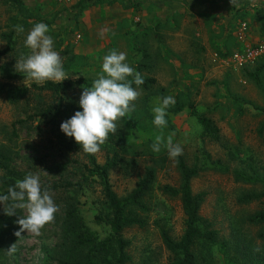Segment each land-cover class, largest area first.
I'll return each instance as SVG.
<instances>
[{
  "label": "rangeland",
  "instance_id": "rangeland-1",
  "mask_svg": "<svg viewBox=\"0 0 264 264\" xmlns=\"http://www.w3.org/2000/svg\"><path fill=\"white\" fill-rule=\"evenodd\" d=\"M162 1L163 8L159 0H0V50L5 45L3 34L10 32L12 40L10 50L0 57V66L20 75L8 80L0 74V164L19 172L22 180L29 173L38 175L43 189L77 182L73 168L85 163L82 149H73L66 154L72 160L67 170L60 176L49 173L47 166L59 161L61 155L40 120L32 122L41 127L40 133L14 125L11 134L12 124L29 112L21 101L10 104L5 96L14 88L41 85L15 70L16 61L31 54L25 40L35 24L48 26L46 35L61 54L63 69L69 75L66 80L72 82L68 97L76 112L82 111L79 99L83 88H91L102 73L103 58L113 50L124 52L125 62L134 72L142 78L152 77L155 82L146 88L133 86L140 92L132 102L135 111L117 122L115 135L110 133L111 138L108 136L92 156L98 164L116 158L117 163L107 172V181L118 197L132 190L145 168L154 170V182L143 199L147 209H134L143 226L122 231V237L129 242L126 264H170L172 255L161 242L160 230L172 239L183 231L184 215L178 198L160 191L162 186L177 187L180 183L178 157L169 158L163 144L158 153L152 151L151 145L161 131L165 138L175 134L173 144L183 150L179 157L187 167L197 169L189 187L193 194L203 193L198 215L229 246L220 241L208 244L198 240L193 246L197 264H244L231 249L241 239L243 245L249 243L257 250V256L249 252L258 262L264 250V238L259 237L264 224L249 222L247 217L264 210V69L254 71L250 65L229 71L213 65L205 55L195 57L185 41L188 19L183 17L175 30L176 19L166 13L168 18L160 26L158 20L170 0ZM254 2L249 0L247 4L257 14ZM154 4H158L156 11ZM18 27L23 32H17ZM104 28L109 31L101 36ZM131 78L134 79H126ZM167 96L174 97L175 105L167 109V124L161 130L153 124V108L158 106V98ZM197 116L210 119L217 128V140L203 133ZM86 182L89 184L76 192L71 188L68 192L75 196V207L84 225L103 240L109 233L101 218L106 212L105 204L96 177H88ZM245 192L259 197L241 203L238 198ZM54 203L58 208L54 220L41 229L39 236L27 231L20 237L14 235L20 231L17 220L26 215L25 210H16L11 216V228L0 229V264H58L57 232L63 205ZM13 244L16 251L9 255L7 250Z\"/></svg>",
  "mask_w": 264,
  "mask_h": 264
},
{
  "label": "trees",
  "instance_id": "trees-1",
  "mask_svg": "<svg viewBox=\"0 0 264 264\" xmlns=\"http://www.w3.org/2000/svg\"><path fill=\"white\" fill-rule=\"evenodd\" d=\"M12 3H18L19 0H9ZM5 45L0 50V57L10 50L12 44L10 32L2 35ZM254 71L264 69V62L257 60L253 64ZM0 74L5 79H18V73L11 72L8 68L0 66ZM131 78L128 81H133ZM143 88L155 82L152 77H144ZM132 83V87L134 86ZM73 90L72 82L64 80L60 82L46 81L39 86L31 85L29 87L14 88L13 93H8L5 100L10 104H16L21 101V104L28 110L25 118L18 119L12 124L11 134L14 131V125L24 128L33 129L36 133L41 132V127L33 125L34 120H40L42 126L52 138L53 144L60 152V160L53 162L47 166V171L53 175L60 176L72 164L66 154L73 149L78 150V145L74 140H70L60 130L62 122L67 121L70 116L76 112L73 103L68 94ZM3 92L2 88L0 93ZM70 101V102H69ZM78 110V108H77ZM197 122L202 128L203 133L214 140L218 139L217 128L212 124L210 119L197 116ZM109 138H111L109 136ZM85 163L78 164L73 171L77 175V182L62 183L60 185H52L47 189L53 201H59L63 205V215L58 225V244L57 250L60 258L58 264H126L129 257L125 252L128 246V240L122 237V231L126 227L138 226L142 227L144 222L138 218L134 212L137 209L144 212L147 208L144 204V197L150 191L154 182L153 168H145L142 177L135 183L132 190L124 196L118 197L111 190L107 181V172L117 163L115 157L105 160L102 164L95 162L92 155L83 152ZM2 158H4L1 155ZM5 159V158H4ZM177 169L180 175V183L177 187L162 186L161 194L169 197H177L180 202V208L184 215V227L181 235L177 239H172L164 230H160V239L166 250L172 255L170 264H197L193 246L198 240H202L208 244H213L220 241L224 246L227 242L220 240L217 232L210 229V225L206 220L198 215V208L202 201L203 193H191L189 180L193 177L197 169L187 167L180 157L177 158ZM2 174L0 175V195H6L9 187H14L16 181L22 180L19 172L9 169L7 166L0 164ZM88 177H96L99 187V194L105 204L106 212L101 218L108 226V236L103 240L93 234L83 223L79 216L78 210L75 207L76 199L74 195H69V189L76 192L88 185ZM259 197V194L245 192L241 194L238 201L247 203ZM247 220L252 223L264 224V210L255 212L247 217ZM12 226V217L6 216L4 211H0V229H9ZM261 239L264 238V226L259 233ZM243 240L233 243L232 251L239 255L244 264H260L264 262V250L259 257L258 262H254L253 254L249 250L254 251L257 256V250H254L253 245L249 243L242 244ZM243 245V249L240 247ZM264 246V244L262 245ZM229 248V246H227ZM253 258V259H252ZM254 260V261H253Z\"/></svg>",
  "mask_w": 264,
  "mask_h": 264
},
{
  "label": "clouds",
  "instance_id": "clouds-1",
  "mask_svg": "<svg viewBox=\"0 0 264 264\" xmlns=\"http://www.w3.org/2000/svg\"><path fill=\"white\" fill-rule=\"evenodd\" d=\"M230 3L233 7H239L237 0H230ZM48 31L46 24H35L25 40V46L31 50V54L26 59L22 57L15 64L17 72H23L27 79L36 84L46 81L61 83L69 78L63 69L61 54L53 48V39L46 35ZM108 31L109 29L104 28L100 35L103 36ZM17 32H23V28L18 27ZM125 61L124 52L117 53L113 50L106 55L103 58L102 73L91 88H83L79 99L82 111L75 112L60 125L61 132L66 137L74 138L86 154L98 153L109 134L115 135L117 132V122L135 111L132 102L140 96V92L132 87V83L140 86L144 81L140 73L134 72ZM130 76L134 77L133 81L126 79ZM174 105L175 99L172 96L158 98V106L153 108V124L157 128L163 130L166 126L167 109ZM174 135L170 133L165 138L161 131L151 145L152 151L158 153L163 144L168 150L169 158L175 159L182 155V147L173 144ZM0 205L6 216L14 215L17 209L26 211V215L17 220L20 231L14 233L16 237H20L23 231L39 236L41 229L54 220V214L58 211L48 190H41L39 176L31 173L23 180L16 181L14 187H9L6 195H0ZM15 251V244L7 250L9 255Z\"/></svg>",
  "mask_w": 264,
  "mask_h": 264
},
{
  "label": "crops",
  "instance_id": "crops-1",
  "mask_svg": "<svg viewBox=\"0 0 264 264\" xmlns=\"http://www.w3.org/2000/svg\"><path fill=\"white\" fill-rule=\"evenodd\" d=\"M252 1H255L257 14L249 8V0H237L239 7H233L230 0H170L158 22L162 26L168 13L176 19L174 29L177 30V25L185 17L190 23L186 28L185 41L195 57L205 55L213 65L229 71L240 70L257 60L238 68L231 55L242 52L264 37V0ZM162 2L159 0L160 6ZM154 5L156 11L158 4ZM242 23L246 26L244 29L241 28Z\"/></svg>",
  "mask_w": 264,
  "mask_h": 264
},
{
  "label": "built area",
  "instance_id": "built-area-1",
  "mask_svg": "<svg viewBox=\"0 0 264 264\" xmlns=\"http://www.w3.org/2000/svg\"><path fill=\"white\" fill-rule=\"evenodd\" d=\"M244 27L245 25L242 23L241 28L244 29ZM231 58L238 68L256 60H262L264 62V37L245 48L242 52L233 53Z\"/></svg>",
  "mask_w": 264,
  "mask_h": 264
}]
</instances>
